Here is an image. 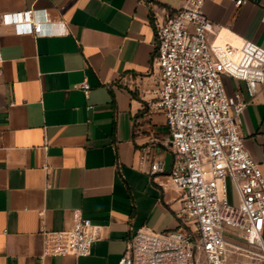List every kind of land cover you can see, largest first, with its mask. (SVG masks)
<instances>
[{
  "label": "crops",
  "instance_id": "crops-1",
  "mask_svg": "<svg viewBox=\"0 0 264 264\" xmlns=\"http://www.w3.org/2000/svg\"><path fill=\"white\" fill-rule=\"evenodd\" d=\"M185 0H0V14L43 10L52 36L0 23V264H118L142 228L173 232L183 192L165 116L156 108L154 21ZM221 39L264 48V0L238 8L205 0ZM37 17H40L39 15ZM87 82L88 97L75 86ZM229 96L249 100L225 77ZM240 133L264 173V86L240 116ZM146 160L143 162V158ZM161 161L164 174H149ZM100 228L88 257H41L43 231L72 228V214Z\"/></svg>",
  "mask_w": 264,
  "mask_h": 264
},
{
  "label": "built area",
  "instance_id": "built-area-1",
  "mask_svg": "<svg viewBox=\"0 0 264 264\" xmlns=\"http://www.w3.org/2000/svg\"><path fill=\"white\" fill-rule=\"evenodd\" d=\"M231 1L238 8L249 2ZM204 3L185 0L165 22L154 21L153 68L160 76L155 105L165 116L174 154L167 177L183 192L180 228L140 229L118 264H226L230 251L264 264V173L240 133L241 114L264 86V48L222 40L221 28L203 13ZM0 23L18 36L53 35L43 10L0 14ZM225 77L244 82L249 100L240 93L229 96ZM75 88L86 97L91 89L87 82ZM149 174L163 175L162 162L153 161ZM228 181L237 206L229 201ZM42 237L41 257L82 258L92 254L100 228L75 210L70 230L43 231Z\"/></svg>",
  "mask_w": 264,
  "mask_h": 264
},
{
  "label": "rangeland",
  "instance_id": "rangeland-1",
  "mask_svg": "<svg viewBox=\"0 0 264 264\" xmlns=\"http://www.w3.org/2000/svg\"><path fill=\"white\" fill-rule=\"evenodd\" d=\"M228 195H229L230 203L234 206H237L238 198H237L236 190L231 181H228ZM226 264H258V263L255 260L250 259L245 255L233 253L230 251L227 254Z\"/></svg>",
  "mask_w": 264,
  "mask_h": 264
}]
</instances>
